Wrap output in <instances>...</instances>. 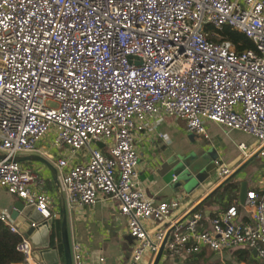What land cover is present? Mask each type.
I'll return each mask as SVG.
<instances>
[{
  "label": "built area",
  "instance_id": "1",
  "mask_svg": "<svg viewBox=\"0 0 264 264\" xmlns=\"http://www.w3.org/2000/svg\"><path fill=\"white\" fill-rule=\"evenodd\" d=\"M223 27L254 49L211 41ZM160 114L203 138L204 122L249 135L264 164V0H0V189L41 221L57 218L33 189L35 175L11 160L35 153L52 127L69 154L54 164L65 205L111 200L133 240L128 264H142L165 238L164 259L242 248L264 264V173L245 194L246 224L233 207L208 228L196 212L170 224L176 203L144 197L134 141ZM82 148L87 156L75 160ZM0 221L20 237L16 264H36L27 239L1 213ZM69 252L82 264L77 243Z\"/></svg>",
  "mask_w": 264,
  "mask_h": 264
},
{
  "label": "crops",
  "instance_id": "2",
  "mask_svg": "<svg viewBox=\"0 0 264 264\" xmlns=\"http://www.w3.org/2000/svg\"><path fill=\"white\" fill-rule=\"evenodd\" d=\"M158 118L157 125L152 128L153 123H148L146 130L138 133L134 141L137 184L144 197L154 204L176 203L168 221L170 224L196 212L201 216L200 227L208 228L212 218L230 207L235 209L236 222L249 223L252 210L239 204L238 192L241 185L246 193L257 192L263 178L264 164L256 155L258 141L211 122H204L206 138H203L189 133L182 119L163 114ZM239 145L243 148L240 149ZM68 155L66 149L54 145L52 131L37 142L35 153L19 157H40L54 169L56 160ZM214 162L228 169L229 175L219 177ZM183 163L191 176V183L185 188L177 187L176 177L178 166ZM18 164L35 175L33 189L47 196L51 211L57 214V218L51 221L50 240L59 246L60 202L51 173L36 161ZM62 198L68 244H78L82 264H128L133 240L127 234L125 218L117 213L114 203L98 198L92 206L68 208L63 195ZM16 201L18 199L0 189V213L7 219ZM156 253L145 256L142 264H152ZM163 254L162 250L157 264H260L252 251L242 248L219 254L202 250L199 254L176 259H164Z\"/></svg>",
  "mask_w": 264,
  "mask_h": 264
},
{
  "label": "water",
  "instance_id": "3",
  "mask_svg": "<svg viewBox=\"0 0 264 264\" xmlns=\"http://www.w3.org/2000/svg\"><path fill=\"white\" fill-rule=\"evenodd\" d=\"M98 148L100 144H96ZM0 159L2 157L0 156ZM15 163H21L23 161H36L43 164L51 173L53 183L57 189L59 196V221H60V241L59 246L55 245L50 240V227L51 221H41V217L30 206H24L21 201H16L11 206V210L8 216L9 222L17 228L18 232L22 234L24 238L30 243L32 248V258L36 264H71L69 244L66 230V217L65 209L63 205L62 193L59 185L56 181L55 170L49 163L37 156L27 157H14L11 159ZM178 164V163H177ZM186 164H179V170L176 173L178 178L177 187L185 188L191 183V176L185 170ZM246 191L243 185L240 186L238 192L239 204L243 205ZM30 224H34V227H30ZM166 238L160 244L158 251L154 257L152 264H157L165 243ZM59 247V248H58ZM253 255L255 254L254 251Z\"/></svg>",
  "mask_w": 264,
  "mask_h": 264
},
{
  "label": "trees",
  "instance_id": "4",
  "mask_svg": "<svg viewBox=\"0 0 264 264\" xmlns=\"http://www.w3.org/2000/svg\"><path fill=\"white\" fill-rule=\"evenodd\" d=\"M210 40L213 42L227 41L236 53L254 49L248 38L228 27H223L217 32V37ZM19 241V235L12 232L6 223L0 221V264H14L21 260L20 254L15 249Z\"/></svg>",
  "mask_w": 264,
  "mask_h": 264
},
{
  "label": "rangeland",
  "instance_id": "5",
  "mask_svg": "<svg viewBox=\"0 0 264 264\" xmlns=\"http://www.w3.org/2000/svg\"><path fill=\"white\" fill-rule=\"evenodd\" d=\"M53 131V128L52 127H50V129L47 131V133L44 135V137H46V136H48V135H50L51 134V132ZM54 132V131H53ZM90 148H94V145L93 144H91L90 145ZM64 149H66V148H64ZM87 156V149L86 148H82L76 155H75V160H78V159H80V156ZM20 165V164H19Z\"/></svg>",
  "mask_w": 264,
  "mask_h": 264
}]
</instances>
